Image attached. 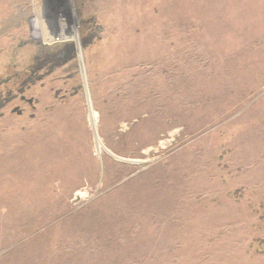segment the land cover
<instances>
[{
  "label": "rangeland",
  "instance_id": "rangeland-1",
  "mask_svg": "<svg viewBox=\"0 0 264 264\" xmlns=\"http://www.w3.org/2000/svg\"><path fill=\"white\" fill-rule=\"evenodd\" d=\"M70 44L1 111L0 264H264V0H0V91Z\"/></svg>",
  "mask_w": 264,
  "mask_h": 264
},
{
  "label": "flooded vegetation",
  "instance_id": "flooded-vegetation-1",
  "mask_svg": "<svg viewBox=\"0 0 264 264\" xmlns=\"http://www.w3.org/2000/svg\"><path fill=\"white\" fill-rule=\"evenodd\" d=\"M66 51L67 54L61 55L60 57L58 52H45L44 54H41V56H43L42 59H36L35 65L25 71L24 78L21 79L19 86L16 87L14 91L10 89L0 91V115H2L1 111L14 101H18L19 104L24 105L26 108L33 109L35 101L34 98L28 94L30 89H32L37 83L47 79L50 81L51 85L57 83V76H51L58 69L60 64L64 65L73 57V53L70 51L69 47ZM6 82H8V80L5 81V83ZM24 111L25 110L21 109L18 105H14L11 108V112L16 113L18 116L23 115Z\"/></svg>",
  "mask_w": 264,
  "mask_h": 264
},
{
  "label": "water",
  "instance_id": "water-1",
  "mask_svg": "<svg viewBox=\"0 0 264 264\" xmlns=\"http://www.w3.org/2000/svg\"><path fill=\"white\" fill-rule=\"evenodd\" d=\"M68 47H69L70 51L73 53V51H74V46H73L72 44H70Z\"/></svg>",
  "mask_w": 264,
  "mask_h": 264
}]
</instances>
